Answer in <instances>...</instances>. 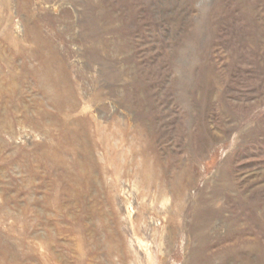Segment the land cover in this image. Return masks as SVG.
<instances>
[{
	"label": "rangeland",
	"instance_id": "rangeland-1",
	"mask_svg": "<svg viewBox=\"0 0 264 264\" xmlns=\"http://www.w3.org/2000/svg\"><path fill=\"white\" fill-rule=\"evenodd\" d=\"M0 264H264V0H0Z\"/></svg>",
	"mask_w": 264,
	"mask_h": 264
}]
</instances>
